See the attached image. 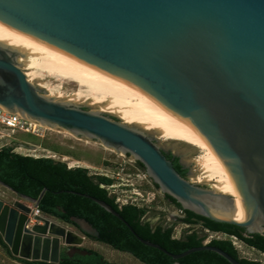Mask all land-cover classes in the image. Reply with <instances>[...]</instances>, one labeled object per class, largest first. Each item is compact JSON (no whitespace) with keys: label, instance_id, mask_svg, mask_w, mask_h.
Returning <instances> with one entry per match:
<instances>
[{"label":"water","instance_id":"water-1","mask_svg":"<svg viewBox=\"0 0 264 264\" xmlns=\"http://www.w3.org/2000/svg\"><path fill=\"white\" fill-rule=\"evenodd\" d=\"M0 24L139 89L191 125L229 173L241 202L189 182L145 132L107 114L52 99L33 86L18 51L0 43V107L134 156L161 193L183 210L264 236V0H0ZM38 208L39 200L21 196ZM81 195V194H79ZM122 221L142 244L173 260L212 251L204 244L173 255L139 238L105 202L82 195ZM0 200V237L12 257L58 264L61 253H91L99 233L71 217L81 234Z\"/></svg>","mask_w":264,"mask_h":264},{"label":"trees","instance_id":"trees-1","mask_svg":"<svg viewBox=\"0 0 264 264\" xmlns=\"http://www.w3.org/2000/svg\"><path fill=\"white\" fill-rule=\"evenodd\" d=\"M165 156L172 162L179 175L186 178L187 169L180 163L179 157L170 152ZM137 164L145 170L141 163ZM0 182L21 196L34 200L40 198L37 209L43 215L68 224H72L71 217L85 219L99 233L97 239L89 237L91 240L114 250L129 253L141 264H230L212 251L194 252L173 260L161 251L142 244L122 221L82 195L91 196L108 204L139 238L160 246L170 254L178 255L189 249L201 247L204 245V238L191 230L184 237L177 239L173 237L172 228L151 226L144 222L145 209L136 204L119 206L115 198L111 197L106 189L101 188V185H111L112 180L103 176H91L83 167L68 168L66 164L55 162L51 158L17 154L11 147L5 145L0 147ZM155 186L158 187L156 184ZM166 198L183 211L185 218L179 219L181 223L189 226L199 224L202 229L213 234L235 237L240 243L264 255L263 235H247L244 229L237 226L215 223L183 210L173 198L169 196ZM0 245L9 252L1 237ZM207 245L223 250L241 264H261L258 261L240 258L231 240L212 239ZM88 251L91 254L87 256L69 257L61 253L58 264H118L106 260L95 250ZM12 259L24 264H48L27 262L14 257Z\"/></svg>","mask_w":264,"mask_h":264},{"label":"rangeland","instance_id":"rangeland-1","mask_svg":"<svg viewBox=\"0 0 264 264\" xmlns=\"http://www.w3.org/2000/svg\"><path fill=\"white\" fill-rule=\"evenodd\" d=\"M21 56H23V53L17 57L18 63ZM20 66L22 69L24 68L23 64H20ZM30 83L39 90L47 93L52 99L77 105L90 112L107 114L113 118L119 119L120 122L125 123L129 127L137 128L145 132L160 146L161 150L170 152L179 157L180 163L187 169L186 180L207 189H212L215 184L214 181L210 182L207 178L199 179L201 167L198 159L201 156L202 151L196 147L185 142L166 140L162 138L160 133L156 130H148L140 123L125 121L118 113L106 111L103 108L104 105L101 103H95L92 100L86 99L75 100L73 95L78 88L73 83H58L54 79L45 75L40 77V79L34 78ZM50 89L54 90V93H50ZM41 133L44 134L43 139L18 133L13 139L0 142V147L8 145L13 149L14 153L17 154L29 153L38 156H48L50 158L52 157L51 159L55 162L64 163L70 167L87 168L91 176L108 174L113 185V188L108 191L111 197L131 199V201H134V203L140 208L145 209V214L143 216L144 222H148L151 226L160 225L164 228H172L174 238H182L191 230H194L200 237L204 238V244L212 239L231 240L228 236L208 232L202 229L201 226H189L181 223L179 218H176V215L182 216L180 210H176L170 205V201L163 193H161L160 189L155 186V183L147 175L146 171L138 166L134 156L106 147L98 140H90L76 135L72 136L71 133H67V131L55 127H52V129L49 130L45 129L43 132L41 131ZM105 147L108 148V150L105 149ZM18 148H22V150ZM34 150H36V152H34ZM65 157L70 161L64 162L63 158ZM0 200L9 205H12L14 200L20 201L21 203L35 209L34 204L20 199L1 185ZM43 216L80 234L74 227L67 225L59 219L47 215ZM32 222H30V226H32L31 224L37 223L35 220ZM234 247L240 258L258 261L261 264H264L263 254L236 241ZM82 248L95 250L110 262L118 264H141L126 254L118 253L107 245L99 244L89 239L84 241ZM0 264L22 263L12 259L10 252L0 245Z\"/></svg>","mask_w":264,"mask_h":264},{"label":"bare ground","instance_id":"bare-ground-1","mask_svg":"<svg viewBox=\"0 0 264 264\" xmlns=\"http://www.w3.org/2000/svg\"><path fill=\"white\" fill-rule=\"evenodd\" d=\"M0 43L23 53L19 63L23 64L29 82L45 75L58 83H73L78 88L73 95L75 100L86 99L101 103L106 111L118 113L125 121L140 123L148 130L158 131L166 140L185 142L201 150L202 154L198 159L201 167L199 179L214 181L211 190L228 195L235 202H241L229 173L204 138L186 121L167 111L139 89L2 24ZM50 93H54V90L50 89ZM105 149L108 150L106 147ZM63 161L70 160L65 157ZM31 209L32 213L28 216L30 222L35 220V216H39L60 225L43 216L37 209ZM37 223L43 225L42 222ZM29 224L32 227L36 223L31 224L32 226Z\"/></svg>","mask_w":264,"mask_h":264},{"label":"built area","instance_id":"built-area-1","mask_svg":"<svg viewBox=\"0 0 264 264\" xmlns=\"http://www.w3.org/2000/svg\"><path fill=\"white\" fill-rule=\"evenodd\" d=\"M49 130L45 127H43V125L39 124L38 122H35L33 120H30L26 117L21 116L18 113H11L8 110L0 107V142L2 141H6L9 139H13L15 135H17L18 133H22V134H26L35 138H39V139H43L44 138V134L41 133V131L43 132V130ZM8 146V145H6ZM20 150H22V148H18ZM26 151V150H23ZM34 152H36V150H34ZM22 155L25 156H32V157H46V158H50L48 156H38V155H32L29 153H24ZM52 158V157H51ZM68 168H72L70 166H67ZM87 169V168H85ZM88 170V169H87ZM100 176L103 177H107L110 178L108 174H102ZM101 188L106 189L107 191H109L110 189L113 188V185H101ZM110 195V193H108ZM115 198V202L119 205H127V204H135L134 201H131V199L127 198H120V197H114ZM130 200V201H129ZM37 211L39 212V210L37 209ZM232 244L235 245V241L239 242L235 237H230ZM207 244V243H205Z\"/></svg>","mask_w":264,"mask_h":264},{"label":"flooded vegetation","instance_id":"flooded-vegetation-1","mask_svg":"<svg viewBox=\"0 0 264 264\" xmlns=\"http://www.w3.org/2000/svg\"><path fill=\"white\" fill-rule=\"evenodd\" d=\"M163 151V153L164 154H166L167 152L166 151H164V150H162ZM183 165V164H182ZM184 166V165H183ZM184 168H186L185 166H184ZM186 175H187V173H186ZM166 197V196H165ZM170 205L171 206H173L176 210H180V209H178L174 204H172L171 202H170ZM180 212L182 213V216H178V215H176V218H179V219H183V218H185V215H184V213H183V211L182 210H180ZM67 225H71L72 227H74L80 234H81V232L79 231V229L74 225V224H68V223H66ZM191 226H200L199 224H197V225H191ZM166 228H170V227H166ZM86 239H89V240H91L89 237H87V236H85V240ZM91 241H93V240H91ZM94 242H96V241H94ZM96 243H99V242H96ZM99 244H102V243H99ZM104 245V244H103ZM109 247V246H108ZM112 249V248H111ZM88 250V249H87ZM112 250H114V249H112ZM114 251H116V252H118V253H123V254H126V255H128V256H130V257H132L133 259H135L131 254H129V253H125V252H120V251H117V250H114ZM17 259V258H16ZM19 260H21V259H19ZM136 260V259H135ZM24 261V260H23ZM28 262V261H27ZM21 263V262H20ZM140 263V262H139ZM22 264H24V263H22Z\"/></svg>","mask_w":264,"mask_h":264}]
</instances>
